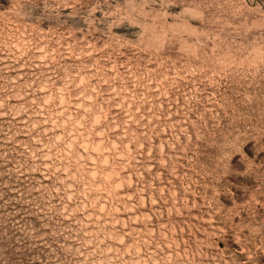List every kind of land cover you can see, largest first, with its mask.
<instances>
[{
    "label": "rangeland",
    "instance_id": "374dc122",
    "mask_svg": "<svg viewBox=\"0 0 264 264\" xmlns=\"http://www.w3.org/2000/svg\"><path fill=\"white\" fill-rule=\"evenodd\" d=\"M0 264H264V0H0Z\"/></svg>",
    "mask_w": 264,
    "mask_h": 264
},
{
    "label": "bare ground",
    "instance_id": "6f19581e",
    "mask_svg": "<svg viewBox=\"0 0 264 264\" xmlns=\"http://www.w3.org/2000/svg\"><path fill=\"white\" fill-rule=\"evenodd\" d=\"M97 165V164H96ZM96 167V166H95Z\"/></svg>",
    "mask_w": 264,
    "mask_h": 264
}]
</instances>
